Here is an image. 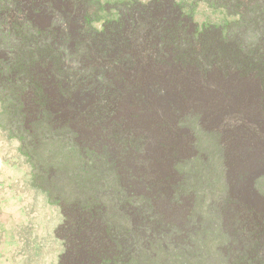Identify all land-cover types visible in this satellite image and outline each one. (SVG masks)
<instances>
[{
    "label": "trees",
    "instance_id": "obj_1",
    "mask_svg": "<svg viewBox=\"0 0 264 264\" xmlns=\"http://www.w3.org/2000/svg\"><path fill=\"white\" fill-rule=\"evenodd\" d=\"M200 4L224 22L199 28ZM204 39L264 59V0H0V129L19 142L32 186L60 208L58 264H136L155 247L181 258L193 215L209 204L200 192H181V168L194 158L143 153L138 134L175 136L193 125L197 150L202 87L240 127L233 153L212 134L222 152L216 185L224 204L210 218L211 236L225 243L212 264H237L236 257L264 264V177L254 171H264V153L249 152L250 138L264 141V76L191 58ZM98 159L119 191L116 219L69 206L42 169L46 160L67 167ZM117 225L126 227L121 241Z\"/></svg>",
    "mask_w": 264,
    "mask_h": 264
},
{
    "label": "rangeland",
    "instance_id": "obj_2",
    "mask_svg": "<svg viewBox=\"0 0 264 264\" xmlns=\"http://www.w3.org/2000/svg\"><path fill=\"white\" fill-rule=\"evenodd\" d=\"M137 1L146 3L150 0ZM175 1L184 5L190 3V0ZM251 19V16H247L246 21ZM194 20L201 28L221 24L225 19L220 13L200 4L194 11ZM201 44L191 58L202 57L224 66L256 68L264 76V59L258 58L255 52L248 51L244 54L233 44L213 46L208 39L201 41ZM195 97L199 107L194 110V117L201 116L198 126L204 132L198 134V141L195 139L197 150L194 147L196 134L192 130L193 125L192 129H182L175 136H167L161 132H139L138 138L145 139L143 153L159 156L177 151L184 159L194 158L181 168V192H200L203 195L202 204H209L198 207L193 215V232L189 245L183 248L181 258L169 257L161 248L155 247L150 253L136 255V264H212L217 257L216 252L225 250L223 239L214 240L215 237L211 236L215 230L210 218L224 204L217 198L219 194L216 185L221 164L218 153L222 152L212 134L213 131L219 132L222 135L221 144L228 146V153H233V142L238 141L240 132L237 130L240 127L231 121L225 104H221V110L212 107L216 98L212 89L206 91L202 87ZM145 124L140 127L152 128L150 124ZM249 142L250 153H264V141L250 138ZM19 147L17 140L8 138V134L0 129V264H58L64 252L63 233L59 231L63 216L60 208L52 205L45 193L32 186L31 167L21 155ZM144 159L147 163L148 155L145 154ZM43 164L44 173L52 181H58L57 185L68 199L69 206L91 210L99 217L104 216L105 220L118 217L123 205L116 199L119 191L113 180V173L106 169L104 161L98 159L94 163H79L75 166L69 164L67 167L58 163L51 164L47 160ZM254 171L259 179L264 177L263 170L255 168ZM207 207L211 208L207 210ZM101 208L104 214L100 213ZM115 231L119 233L121 241L126 227L117 225ZM236 260L237 264H246L239 257Z\"/></svg>",
    "mask_w": 264,
    "mask_h": 264
}]
</instances>
